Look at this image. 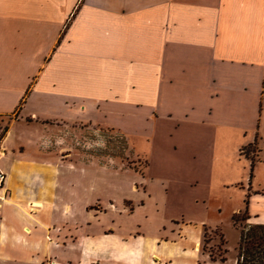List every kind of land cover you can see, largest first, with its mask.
Segmentation results:
<instances>
[{"label":"crops","instance_id":"crops-1","mask_svg":"<svg viewBox=\"0 0 264 264\" xmlns=\"http://www.w3.org/2000/svg\"><path fill=\"white\" fill-rule=\"evenodd\" d=\"M160 122L164 170L204 191L218 170L236 175L223 184L243 203L250 189V223L264 225V0H0V258L11 245L50 256L55 217L89 208L77 144L91 129L130 142ZM255 142L252 164L241 150ZM171 223L162 237L68 234L66 249L84 264H201L202 232Z\"/></svg>","mask_w":264,"mask_h":264},{"label":"rangeland","instance_id":"rangeland-1","mask_svg":"<svg viewBox=\"0 0 264 264\" xmlns=\"http://www.w3.org/2000/svg\"><path fill=\"white\" fill-rule=\"evenodd\" d=\"M159 124L157 134L151 133L150 126L145 124L144 130L150 129L139 135L134 134L130 142L111 128L91 129L88 144H77V149L89 153L91 174L84 181L88 183L89 192L84 200L88 199L89 208L87 206L82 210L85 205H78L80 210L71 212L74 222H70L71 213L64 211L55 217L56 226L48 230L46 237L48 245L53 247L50 256L28 249L26 252L14 251L11 245L9 257L0 258V264H84L86 258L80 247L66 249L68 234L74 238L78 235L98 237L105 233L127 237L135 229L143 228L162 237L165 232L161 233V229L170 230L171 221L182 218L202 232V243L198 248L201 251V264L206 260L202 258L203 253L216 259L221 255L226 256L225 263L216 264H232L237 256L240 229L247 224L242 222L240 229L234 226L233 215L244 204L242 193L238 188L223 184L236 175L218 170L213 189L204 191L200 185L189 184L178 172H167L162 168L166 140L160 130L162 123ZM252 156L256 157V153ZM147 160L152 167L146 170ZM100 167H105L106 172L95 170ZM75 181L78 182V179ZM181 181L186 186L173 189L172 183L179 186ZM146 191H151L149 193L153 200L145 209L130 215L133 203L144 201L148 196ZM106 210L109 211L104 214ZM77 215H80L79 223ZM184 245L185 249L192 247L189 243ZM224 249L227 250L226 255Z\"/></svg>","mask_w":264,"mask_h":264},{"label":"trees","instance_id":"trees-1","mask_svg":"<svg viewBox=\"0 0 264 264\" xmlns=\"http://www.w3.org/2000/svg\"><path fill=\"white\" fill-rule=\"evenodd\" d=\"M254 148V149H253ZM252 154L259 153L258 144H250L244 147L241 150V154L247 159L252 161V164L255 163L256 157ZM251 197V190L247 193L243 210L235 213L233 215V223L235 227H241V223H247L245 227L240 229V241L237 248V258L236 264H264V225L263 224H251V215L248 210V202ZM224 239V236H223ZM225 243H223L224 245ZM225 255L227 250H223ZM213 261L226 262L227 258L224 255H221L218 259L211 257Z\"/></svg>","mask_w":264,"mask_h":264},{"label":"built area","instance_id":"built-area-1","mask_svg":"<svg viewBox=\"0 0 264 264\" xmlns=\"http://www.w3.org/2000/svg\"><path fill=\"white\" fill-rule=\"evenodd\" d=\"M4 180H5V176H4V174H2V172H0V191L2 189Z\"/></svg>","mask_w":264,"mask_h":264}]
</instances>
